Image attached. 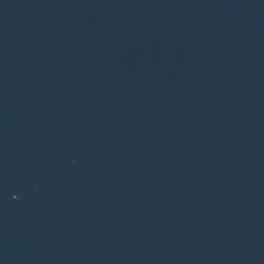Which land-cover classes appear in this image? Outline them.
<instances>
[{
  "label": "water",
  "instance_id": "water-1",
  "mask_svg": "<svg viewBox=\"0 0 264 264\" xmlns=\"http://www.w3.org/2000/svg\"><path fill=\"white\" fill-rule=\"evenodd\" d=\"M0 264H264V0H0Z\"/></svg>",
  "mask_w": 264,
  "mask_h": 264
}]
</instances>
